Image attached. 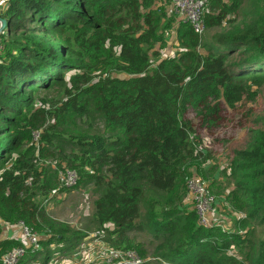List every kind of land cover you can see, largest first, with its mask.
Instances as JSON below:
<instances>
[{
	"label": "trees",
	"instance_id": "trees-1",
	"mask_svg": "<svg viewBox=\"0 0 264 264\" xmlns=\"http://www.w3.org/2000/svg\"><path fill=\"white\" fill-rule=\"evenodd\" d=\"M157 1L3 0L0 257L24 245L3 233L21 224L40 247L17 264L74 253L86 235L46 208L56 170L70 168L75 187L99 193L92 225L115 248L146 258L151 245L162 264H264V0H208L200 35ZM48 90L61 98L37 105ZM55 155L64 166L40 162ZM194 171L218 212L236 214L230 227H204L184 204Z\"/></svg>",
	"mask_w": 264,
	"mask_h": 264
},
{
	"label": "rangeland",
	"instance_id": "rangeland-1",
	"mask_svg": "<svg viewBox=\"0 0 264 264\" xmlns=\"http://www.w3.org/2000/svg\"><path fill=\"white\" fill-rule=\"evenodd\" d=\"M226 1V0H225ZM4 4V3H3ZM156 8H163L166 12L167 17H175L178 20L179 17L172 11L170 8V4L165 1L158 0L155 4ZM176 19V20H177ZM168 35V33H167ZM171 40V39H170ZM174 46L172 43L168 44V47L160 49L162 50L161 55H168L174 51ZM156 49H159V46H156ZM156 63V60H153V64ZM61 98V93L56 90H48V91H40L37 93L36 101L37 105L41 103V101L45 100H57ZM50 104V103H49ZM261 110L264 111V97L261 99ZM31 141L33 143L38 142V134H34ZM56 159L53 157H44L40 158V162L44 164H53L65 165V161L61 160L58 155H55ZM225 154H222L219 151V154L216 155V161L223 165ZM60 160V161H59ZM193 174L196 176H200L197 171H194ZM201 177V176H200ZM204 180V179H203ZM206 182V180H204ZM207 183V182H206ZM76 186V185H75ZM73 186L69 190L64 191L61 194L54 196V198L46 204L48 214L55 220L59 222H64L71 226L74 230L79 231L80 233H84L86 236L82 239L80 245L76 248L74 253L70 255H60V253H56L53 255L52 259L49 260L47 264H118L117 259H110L108 256V250H114L119 252L133 251L135 252L142 260H147L146 264H162L155 260L152 256V247L148 245V250L146 258H143L133 249H119L115 248L109 240V236L105 233H97L95 227L92 225V213L94 211L93 202L94 199L98 196V192L93 191L91 186L80 185L75 187ZM187 187V186H186ZM213 194V193H212ZM216 204L214 205V219L213 221L217 224H220L222 228H228L232 225L233 219L236 218V214L233 212L223 213L221 215L217 208L222 205V202L219 200L220 197L215 195ZM184 204L188 207H192L194 203L189 199V195L185 197ZM219 206V207H218ZM229 221V222H228ZM229 223V224H228ZM109 229H111V225H107ZM4 235H8L9 237L19 239L21 242L25 241L23 239V232L18 225L9 227L7 230H4ZM38 235H37V243L36 247L39 248L38 245ZM137 241L148 242L150 238L148 235L141 231L136 238ZM55 245L50 246L49 248L54 247ZM97 262V263H96ZM30 264H42L40 261L30 263Z\"/></svg>",
	"mask_w": 264,
	"mask_h": 264
},
{
	"label": "built area",
	"instance_id": "built-area-1",
	"mask_svg": "<svg viewBox=\"0 0 264 264\" xmlns=\"http://www.w3.org/2000/svg\"><path fill=\"white\" fill-rule=\"evenodd\" d=\"M170 4L172 11L179 17L180 20L191 26L196 34H202L205 30L204 9L208 0H165ZM1 26V23H0ZM58 187L50 192V196L59 194V188H72L77 184L78 174L74 169H57ZM187 189L194 203V210L198 222L209 227L216 225L214 219V205L216 204L215 196L209 191L207 184L198 176L192 175L187 181ZM61 194V193H60ZM229 222V221H228ZM229 224V223H228ZM23 232V246H19L3 254L0 257V264H17L24 256L26 248L36 247L37 235L26 226L20 225ZM110 259H117L118 264H142V260L135 252L126 251L119 252L108 250Z\"/></svg>",
	"mask_w": 264,
	"mask_h": 264
},
{
	"label": "water",
	"instance_id": "water-1",
	"mask_svg": "<svg viewBox=\"0 0 264 264\" xmlns=\"http://www.w3.org/2000/svg\"><path fill=\"white\" fill-rule=\"evenodd\" d=\"M0 23H1V26H0V32H1L2 29L4 28L5 20L0 18Z\"/></svg>",
	"mask_w": 264,
	"mask_h": 264
},
{
	"label": "crops",
	"instance_id": "crops-1",
	"mask_svg": "<svg viewBox=\"0 0 264 264\" xmlns=\"http://www.w3.org/2000/svg\"><path fill=\"white\" fill-rule=\"evenodd\" d=\"M3 6V3H0V8ZM18 228H20V225H18Z\"/></svg>",
	"mask_w": 264,
	"mask_h": 264
},
{
	"label": "clouds",
	"instance_id": "clouds-1",
	"mask_svg": "<svg viewBox=\"0 0 264 264\" xmlns=\"http://www.w3.org/2000/svg\"><path fill=\"white\" fill-rule=\"evenodd\" d=\"M0 3H3V0H0Z\"/></svg>",
	"mask_w": 264,
	"mask_h": 264
}]
</instances>
